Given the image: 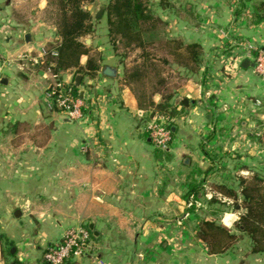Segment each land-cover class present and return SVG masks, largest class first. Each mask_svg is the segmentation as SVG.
<instances>
[{
    "label": "crops",
    "instance_id": "obj_1",
    "mask_svg": "<svg viewBox=\"0 0 264 264\" xmlns=\"http://www.w3.org/2000/svg\"><path fill=\"white\" fill-rule=\"evenodd\" d=\"M187 1L198 17L187 25V40L203 46L206 80L187 77L186 96L176 98L177 103L188 99L187 138L179 147L174 141L173 158L160 162L107 36L88 35V46L91 54L102 52L103 69L116 67L118 77L103 70L93 78L82 74L78 88L93 109L74 121L49 107L47 72L20 58L22 53L43 57L56 27L32 16L17 18L14 2L0 0V78L9 79L0 84V228L20 260L46 264L47 246L68 227L84 225L95 238L96 257L68 264H264V253H252L248 238L211 253L196 231L202 216L182 219L185 173L212 166L209 154L227 169L211 174V180L257 170L264 176V77L254 72L246 49L264 47V22L253 24L246 10L236 16L238 0ZM39 5L44 9L46 1ZM88 58L83 55L81 64ZM75 72L66 70L62 80L75 83ZM173 131L174 138L182 134L177 124ZM176 160L187 167L174 174ZM231 215L239 217L238 211ZM0 264H6L1 241Z\"/></svg>",
    "mask_w": 264,
    "mask_h": 264
},
{
    "label": "trees",
    "instance_id": "obj_2",
    "mask_svg": "<svg viewBox=\"0 0 264 264\" xmlns=\"http://www.w3.org/2000/svg\"><path fill=\"white\" fill-rule=\"evenodd\" d=\"M96 0H48L49 13L52 14V23L56 27V38L49 42L43 57L38 58L33 68L47 72L50 84H57L62 78V73L70 68H75V73L89 77L97 76L103 70V54H91L92 46H88L82 38L88 35L107 36L113 51L118 54L120 48L125 51L140 49L141 62L127 67L120 58L124 67L121 81L135 94L139 109L144 112L141 122L145 125V135L148 121L156 114L161 113L169 118H177L187 114V106L174 101V94H164L163 84L165 78L161 76L148 46L160 34L157 32L161 23H167L157 10H162L169 15L187 20V25L194 23L198 18L193 7L176 8L171 0H107L104 15L96 20L88 5ZM249 2V3H248ZM252 14L253 24L264 22V0H238L234 4L235 15L243 11ZM182 12L186 13L182 15ZM196 18V19H195ZM106 22L105 31H98V22ZM167 49L168 54L174 57L173 64L184 71L186 77L201 78L205 83L207 68L205 66L204 49L198 41H188L183 37H167L161 41V46ZM89 55L85 65L81 64V57ZM124 56V55H123ZM163 63H171L167 58ZM158 78L152 85V91L146 89L148 77ZM73 94L80 96L79 88L71 82ZM161 94V100L155 102L154 94ZM84 112L87 114L93 109L90 98L84 99ZM55 111L61 108L54 105ZM176 124H171L173 128ZM173 137L176 132L172 131ZM155 156L160 162H168L173 158L169 148L155 149ZM213 165L208 169L194 166L185 173L184 199L187 206V218L190 213L201 215L196 227L198 237L208 246L211 253H223L233 247L243 238L251 241L252 253H264V176L257 170L251 176L234 174L233 179L228 175L225 180L215 181L209 176L216 171L224 172L226 167L221 164L216 166L219 159L214 153L209 154ZM183 166L187 167L185 162ZM163 166V165H162ZM228 199V200H227ZM231 200V202H229ZM238 211V219L231 225L224 224V214ZM208 215L215 216V219ZM238 230L240 234L236 233ZM91 232V231H90ZM91 235L93 236L92 232ZM94 238V236H93ZM95 239V238H94ZM0 241L6 264H28L20 260L12 252L14 243L5 233H0ZM69 263H72L71 261ZM68 264V263H65Z\"/></svg>",
    "mask_w": 264,
    "mask_h": 264
},
{
    "label": "built area",
    "instance_id": "obj_3",
    "mask_svg": "<svg viewBox=\"0 0 264 264\" xmlns=\"http://www.w3.org/2000/svg\"><path fill=\"white\" fill-rule=\"evenodd\" d=\"M246 49L251 54L254 72L264 77V47L247 44ZM20 58L33 66L40 57L22 53ZM70 85L71 83L61 79L57 84H50L47 87L45 96L51 109L56 105L61 108L60 112L70 119L82 120L85 117L83 110L85 101L73 94ZM258 104L261 102L258 101ZM169 121V117L156 114L148 123L149 137L158 149H166L173 144V128L170 127ZM189 205L191 202L187 203V206ZM231 213H225L223 219ZM96 254V242L89 229L84 225H76L68 227L59 240L49 244L43 252L42 259L46 264H65L83 257H96Z\"/></svg>",
    "mask_w": 264,
    "mask_h": 264
},
{
    "label": "rangeland",
    "instance_id": "obj_4",
    "mask_svg": "<svg viewBox=\"0 0 264 264\" xmlns=\"http://www.w3.org/2000/svg\"><path fill=\"white\" fill-rule=\"evenodd\" d=\"M41 1L43 0H12V2H14V6H13L14 13L13 14L16 15L17 18H19V16H27V19H28L30 16H32V18L35 17L34 19L38 18V19L43 20L45 23H49L50 25H53L52 18H51L52 14L49 13L51 9L48 6V0H45L46 7H44V9L42 10L39 5ZM171 1L175 4L176 8H183V7L187 8V4H189L187 3L188 2L187 0H171ZM106 2L107 0H96L94 3L88 5L89 8L92 10L94 17L96 13L98 12V10L102 6L103 7L105 6ZM157 11L163 16V18L167 21V23H164V24L161 23L159 25L157 32L160 35L154 39L153 44L148 46V50L150 53H152V56L154 57L156 63H158V68L161 69L162 78H165V84H163L162 86L164 94H169V93L174 94V101L176 102L177 97L179 96L184 97V95L186 96L187 94V77L184 75V71H182V69H179L178 66L173 64L174 57L168 54L166 48L160 47V46H161V41H165L167 37L169 36L183 37L187 39V20H184L182 18L183 16L177 17V16L169 15L168 13L162 10H157ZM103 15H104V10H103L102 16ZM182 15L186 16V13L182 12ZM102 21H103L102 23L98 22L99 25H97L98 31H101V32L105 31L106 29V22L104 19ZM21 22H26V21L22 20ZM140 54H141L140 49L125 51L123 48H120L118 52V55L120 56L119 61H120V58L121 59L123 58V62L127 64L126 66L131 67L137 62H141L142 59L140 58ZM163 58H167L169 62L171 63H163L161 61ZM31 68H33V66H31ZM157 80L158 78L157 77L154 78L152 77V75H150V77L147 78L146 89L148 92L152 91L153 89L152 85ZM153 98L155 102H159L161 100V94L159 93L154 94ZM156 114L167 116L161 113H156ZM169 122L171 124L172 123L177 124L181 130L182 134L180 135L181 137L179 136L180 138L173 137V143L174 141H176V145L177 147H179L183 143V139L185 140L187 138V114H184L177 118H170ZM148 123H147V126H148ZM185 156H187V153L186 155L185 154L179 155L180 158L185 157ZM175 162L176 164L173 165L174 168L172 169L174 170V174L177 173L179 169H182L184 167L182 166V161L176 160ZM186 171H187V168H184L183 175ZM169 172L171 171L167 169V174H169ZM182 182L183 181H181V183ZM1 232L3 233V230L0 228V233Z\"/></svg>",
    "mask_w": 264,
    "mask_h": 264
},
{
    "label": "water",
    "instance_id": "obj_5",
    "mask_svg": "<svg viewBox=\"0 0 264 264\" xmlns=\"http://www.w3.org/2000/svg\"><path fill=\"white\" fill-rule=\"evenodd\" d=\"M103 10H104V7L102 6L98 10V12L96 13V15H95V18L96 19H99L102 16ZM25 38H26V40L28 42H30V41H32L33 34L31 32H28L26 34ZM82 41L84 43H86L87 45H90L91 44V36H87V38L82 39ZM248 64H249V60L246 59L244 61V63H243V66H247ZM252 65L254 66V64H252ZM103 74H105L106 76L111 77V78H117L118 77V69L116 67H114V66L106 65L104 67V69H103ZM82 78H83V75L82 74H77L76 75V77H75V85L77 87H83V85H82ZM8 81H9V79L5 75L0 78V84L6 85V84H8ZM83 93H84L83 90L80 91V97H82V98L84 97V94ZM182 103L187 106L188 99L185 98L182 101ZM186 161H187V159H186ZM234 222H235V216L234 215L229 214V215H227L224 218V224L227 225V226H231ZM91 228H92V226H91ZM14 251H15V247L12 248V252H14Z\"/></svg>",
    "mask_w": 264,
    "mask_h": 264
}]
</instances>
